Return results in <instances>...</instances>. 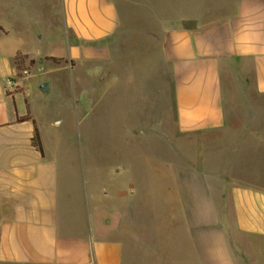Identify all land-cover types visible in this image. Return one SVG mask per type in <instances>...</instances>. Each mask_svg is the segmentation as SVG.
<instances>
[{
	"label": "crops",
	"instance_id": "1",
	"mask_svg": "<svg viewBox=\"0 0 264 264\" xmlns=\"http://www.w3.org/2000/svg\"><path fill=\"white\" fill-rule=\"evenodd\" d=\"M38 1L39 9L32 0H0V264H264V0H234L222 17L160 27L162 69L147 88L151 125L171 152L159 155L150 216L172 230L138 234L126 229L147 206L139 180L127 170L79 167L72 139L70 150L47 152L24 102L27 75L16 66L17 56L31 65L56 57L68 63L54 68L88 62L98 73L115 60L118 35L130 40L127 24L113 0ZM52 16L69 48L36 58L30 47L50 39L42 17ZM117 77L107 76V86ZM42 82L49 92L51 81ZM163 88L172 115L166 135L156 103ZM87 90L76 87V128ZM35 127L42 152L31 142Z\"/></svg>",
	"mask_w": 264,
	"mask_h": 264
},
{
	"label": "rangeland",
	"instance_id": "2",
	"mask_svg": "<svg viewBox=\"0 0 264 264\" xmlns=\"http://www.w3.org/2000/svg\"><path fill=\"white\" fill-rule=\"evenodd\" d=\"M113 1L121 23L127 24L126 36H130V40L125 42L123 32L118 35L115 43L111 45V55L115 58L111 64L100 65L97 73L93 63L74 66L72 62L71 67H74L69 70L63 67L54 68L63 66V63L67 64V60L54 62L41 58L36 60L34 65L22 64L17 75H27L24 80L23 98L38 126L46 151H68L70 146L67 143L72 139L79 167L115 170L116 174L127 170L131 178L139 180L137 197L147 206L139 207L142 214L140 213V217L133 220L134 222H128L130 229H126V232L138 234L151 230L156 233L157 229L162 231L164 227L171 232V224L157 225L150 216L155 211L154 201L159 191L154 182L156 172L162 164L159 155L163 151L165 154L171 152L166 147L164 138H156V128L151 125L155 119V96L147 88L153 84L155 73L162 69L160 27L168 25L171 21H187L186 17L190 15L199 22L202 19L222 17L232 8L234 0ZM31 3L39 9L38 0H32ZM42 18L45 24H48L50 39L32 45V54L40 58L47 54L66 53L69 45L63 23H56L54 16L48 20L46 17ZM57 39H60V42ZM38 64L46 67L44 72L35 71ZM23 70L28 73L24 74ZM112 72L118 77L112 85L107 86L106 78L110 77ZM92 73L97 74L91 76ZM46 76L52 87L49 92L42 93L38 85ZM76 87H86L89 93L88 97L83 99L84 114L77 128L74 126V119L76 114H79L82 99L75 93ZM92 88H96L95 97ZM164 91L163 88V94L157 97L156 103L161 104L163 109L162 132L166 135L169 128L165 126H171L172 115L166 111L170 103ZM17 97L20 98L19 95ZM159 115L158 112L157 120ZM145 123L146 126L142 127ZM60 166H64V161ZM103 178L105 183V177ZM120 230H123V226ZM157 243H161L159 238Z\"/></svg>",
	"mask_w": 264,
	"mask_h": 264
},
{
	"label": "trees",
	"instance_id": "3",
	"mask_svg": "<svg viewBox=\"0 0 264 264\" xmlns=\"http://www.w3.org/2000/svg\"><path fill=\"white\" fill-rule=\"evenodd\" d=\"M48 59L54 61V62H59L61 61V58H56V57H47ZM35 61L33 59H30L29 60V64H33ZM24 64L23 63V58H20L19 56L16 57V66L17 68L19 69L20 66ZM28 116H23V117H19L18 119H23V118H27ZM31 142H32V145L36 147V149L40 152H42V147H41V141H40V137H39V133H38V130L37 128L35 127L34 128V133H33V136L31 138Z\"/></svg>",
	"mask_w": 264,
	"mask_h": 264
},
{
	"label": "water",
	"instance_id": "4",
	"mask_svg": "<svg viewBox=\"0 0 264 264\" xmlns=\"http://www.w3.org/2000/svg\"><path fill=\"white\" fill-rule=\"evenodd\" d=\"M39 89L43 92L46 93L48 90V82H42L39 84Z\"/></svg>",
	"mask_w": 264,
	"mask_h": 264
},
{
	"label": "built area",
	"instance_id": "5",
	"mask_svg": "<svg viewBox=\"0 0 264 264\" xmlns=\"http://www.w3.org/2000/svg\"><path fill=\"white\" fill-rule=\"evenodd\" d=\"M23 73L24 74H27L28 72H27V70H23ZM6 81V86H8V87H13V85H12V82L8 79V80H5ZM13 89H14V87H13Z\"/></svg>",
	"mask_w": 264,
	"mask_h": 264
}]
</instances>
